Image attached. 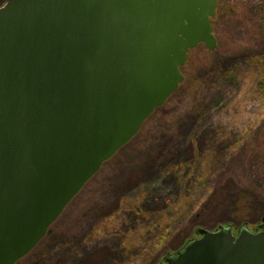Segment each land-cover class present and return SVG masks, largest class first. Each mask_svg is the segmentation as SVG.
<instances>
[{"label": "water", "instance_id": "water-1", "mask_svg": "<svg viewBox=\"0 0 264 264\" xmlns=\"http://www.w3.org/2000/svg\"><path fill=\"white\" fill-rule=\"evenodd\" d=\"M217 0L0 5V264H15L213 50ZM264 224V215L261 225ZM156 264H264V229L197 227Z\"/></svg>", "mask_w": 264, "mask_h": 264}, {"label": "rangeland", "instance_id": "rangeland-1", "mask_svg": "<svg viewBox=\"0 0 264 264\" xmlns=\"http://www.w3.org/2000/svg\"><path fill=\"white\" fill-rule=\"evenodd\" d=\"M222 2L211 21L215 49L188 50L177 89L67 204L34 257L16 264H156L197 227H257L264 91L253 56L264 0ZM246 189L257 205L244 201Z\"/></svg>", "mask_w": 264, "mask_h": 264}, {"label": "trees", "instance_id": "trees-1", "mask_svg": "<svg viewBox=\"0 0 264 264\" xmlns=\"http://www.w3.org/2000/svg\"><path fill=\"white\" fill-rule=\"evenodd\" d=\"M224 3L225 2H222V0H218V5H220L221 6V11L223 10V11H225V6H224ZM260 9H261V11L264 13V2H263V4H262V6L260 7ZM262 41H263V46L261 47V51L260 52H258L257 54H255L254 56H253V58H254V60H255V62L257 63V65H259V67H260V71H261V77L259 78V80H258V87H259V89L261 90V91H264V76H262V75H264V36L262 37ZM158 108V107H157ZM156 108V109H157ZM155 109V110H156ZM137 135V134H136ZM135 135V136H136ZM134 136V137H135ZM133 137V138H134ZM132 138V139H133ZM131 139V140H132ZM130 140V141H131ZM130 141L128 142V143H130ZM127 143V144H128ZM127 144H125L123 147H121L118 151H117V153L120 151V150H122ZM116 153V154H117ZM111 159V158H110ZM109 160V159H108ZM108 160H106L105 162H107ZM104 163V162H103ZM93 177V176H92ZM92 177L85 183V185L84 186H86L88 183H89V181L92 179ZM83 186V187H84ZM83 187L81 188V190L83 189ZM80 190V191H81ZM79 191V192H80ZM78 192V193H79ZM78 193L74 196V197H76L77 195H78ZM243 194V196H244V201L247 203V204H252V206H254V205H257V202H258V200H257V198H255L254 196H252V194H253V192L252 191H250V190H243V191H241L240 192V194ZM73 197V198H74ZM70 203V202H69ZM264 214V213H263ZM51 226V225H50ZM50 226H49V228H50ZM49 228H48V230H49ZM48 230H47V232H48ZM47 232H46V234L43 236V238H41V240L39 241V242H41L42 241V239H44L46 236H47ZM186 240V239H185ZM185 240L182 242V244L185 242ZM38 242V243H39ZM37 249V245L28 253V254H26L25 256H23L22 258H20L19 260H17L16 262H15V264L16 263H18V262H21L22 260H25V259H32L33 257H34V252H35V250Z\"/></svg>", "mask_w": 264, "mask_h": 264}, {"label": "flooded vegetation", "instance_id": "flooded-vegetation-1", "mask_svg": "<svg viewBox=\"0 0 264 264\" xmlns=\"http://www.w3.org/2000/svg\"><path fill=\"white\" fill-rule=\"evenodd\" d=\"M228 224L231 225L232 223H229V222H228ZM241 225H242V224H241ZM241 225H240V226H241ZM246 225H247V223H246ZM231 226H232V231H233V233L236 235V234L238 233V229H239L240 226H237V227L234 226V225H231ZM235 227H236V228H235ZM247 227H248L250 230H259V229H264V224L261 225V220H260V222L257 224V227L250 228L248 225H247ZM195 236H197V234H195L193 237H195ZM191 238H192V237H188L185 241H188V239H191ZM185 243H186V242H185ZM183 245H184V244H183ZM183 245H182V246H183ZM180 247H181V246H180ZM180 247H179V248H180ZM179 248H177V249H179ZM175 250H176V249H175ZM175 250H174V251H175ZM169 253H171V251H170V252H166V253H164V254L161 256V259H159L158 262H160V261L163 262L162 260L164 259V257H165L166 255H169ZM158 262H157V263H158Z\"/></svg>", "mask_w": 264, "mask_h": 264}]
</instances>
